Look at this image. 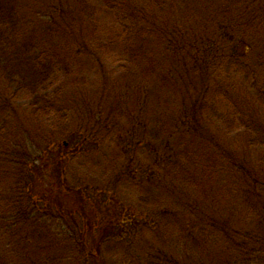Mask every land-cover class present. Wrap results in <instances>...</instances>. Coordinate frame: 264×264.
<instances>
[{
  "label": "trees",
  "instance_id": "1",
  "mask_svg": "<svg viewBox=\"0 0 264 264\" xmlns=\"http://www.w3.org/2000/svg\"><path fill=\"white\" fill-rule=\"evenodd\" d=\"M19 1L0 0V38L5 35L3 32L7 31L2 27L6 23L10 27L11 31L9 32L16 33L19 41L23 42V44L18 42V47H25L26 60L29 61V68H31L30 77L33 80L31 85H24L22 81L21 84L16 79L18 84L11 79L12 77H9L13 84L12 94L14 99L16 97L19 100L24 99L27 101L28 109L25 111L27 118L23 129L28 131V138H32L25 144L21 152L10 156L7 162L11 165H8L6 160H2L6 163V170L0 171V195L2 192L3 194L8 192L9 185L12 182L17 185L16 187L11 185L12 202L18 206L15 207L16 210L12 215L13 217H11L13 218L12 223L17 224L20 222V218H30L37 211L47 212L46 206L51 207L52 194L45 196L50 206L45 203V200L39 194V198L37 197L39 202L38 200L35 201L37 179L35 180L32 175V172H35V165L37 162L43 161L45 153L49 154L53 151V155L59 157V153L55 152L68 150L65 160L72 159L77 153H83L81 159L84 161L91 154L90 151H95L94 147L99 148L102 140L108 138V140H113V144L121 150L125 164L123 170L119 169L117 173L112 175L108 185L103 189L111 191V193H108L109 197H118L121 194L124 201L133 202L140 209L148 208L150 212L142 214L129 209L126 205H119L122 209L118 214L120 216L119 230H116L114 239H109L112 236L107 234L103 239L105 241L121 240L124 246L131 242L138 248L139 241L149 240L150 245L148 247L154 245L158 249L152 254H145L142 261H137L132 257L134 254H131L132 256L128 258L129 264H187L186 262L181 263L175 256H168L166 250L164 251V249L157 246L163 243L168 245L170 242H176L179 246H183V250L188 253L203 247H209L210 249L218 247L219 250L221 242L220 240L217 242L218 237L215 231L211 233L206 229L202 230L195 227V225L198 226L196 219L203 223L212 220L210 214L204 213L201 209L202 206L198 208L197 202L192 201L187 196V192L191 190L205 192L213 189L218 177L215 168L218 159L225 162V165L231 168L234 174L239 177V182L243 183L242 188L248 197L251 195L264 197V175H258L256 169L242 168L234 164V159L228 163L230 155L226 153L228 151L227 146H225L226 143L222 144L220 140L216 142L214 138L210 137V132L218 133L225 138L238 135L244 139L247 148L261 149L262 156H260V160L264 163V125L256 118V114L255 116L249 115L250 111L243 106L244 102L254 104L258 106L259 110H262H260L261 115H264V72L256 70L248 59L243 58L248 55L244 50L246 43L244 39L240 40L238 37L236 39L240 41H236L231 34L226 32L233 29L232 26L228 25L223 28L224 34L220 36V41H222L223 35L229 36L227 40H230L227 43L217 42L216 39L219 37L216 36L212 51L208 48L203 49L207 43L206 39L204 41L196 40L201 35L199 37L194 36V42L182 44V41L175 37L180 33L176 31V27H174V30L162 28L161 22H163V19H159L160 15L157 13L150 14V11L143 12L142 9H139L136 5L134 6L131 0L128 5H124L122 0H72L74 2L73 7L76 6V10L67 6V4L72 6L71 0H63L54 10L56 16L55 14L50 15L49 29L43 27L41 40L34 39L36 33H33V37L26 39L23 33L19 34V25L22 21L20 18L25 17V5L16 6ZM153 3L154 7L159 6V0H153ZM62 4H65L66 10L64 8L60 9ZM19 11L20 14L18 15ZM219 11L217 12L218 15L215 16L216 19L223 16L230 23L234 21L236 29H238V24L244 25L243 23L252 22L247 21L249 18L253 22L262 21V18H264V0H243L242 7L238 10L226 5L220 7ZM36 14L37 12L34 15L36 16ZM39 16L43 15L39 14ZM36 17L38 19L42 18ZM56 17L57 20H55ZM43 20L44 16L39 21L42 22ZM107 21H110L111 25L105 31H101V23L106 25ZM57 22L64 23L66 26H68V23H70V26L73 23H79L77 28L70 27L72 32L82 28L83 25L81 24L83 22L84 26H87V31L84 33L91 34L90 37L102 51L118 44L120 57L117 58L115 64L119 65L122 78L136 75L147 80L156 78L155 72L160 65L158 64L159 61L148 56V54H153L150 43L156 40L158 35L161 39L170 38L168 44L172 53L177 57L175 60L179 62L180 79L182 78L181 81L187 84L188 95L186 94V96L189 98L195 97L190 102L183 101V104L187 107L181 108L178 115L179 119L176 125H179V127L183 125L185 132L176 152L168 156V154L159 153L153 146L150 147V150L145 148L146 137H148L147 132H145L147 126L139 121V115L132 112L131 107L122 108L119 114L122 116L121 120L131 121L128 129L123 128L119 132L118 138L122 144L119 143L120 141L114 140L113 133L110 130L107 133L104 131L103 125L106 128L110 127L107 120L111 121L112 118L104 115L103 121L99 125H95L92 121L91 109L87 110L86 115L78 116L77 119L79 120L74 121L79 125L81 124L80 128H75L72 125L74 133H61L64 138L61 143L54 141L55 136L35 135L33 131L30 132L29 129L33 126L31 121L36 122L35 128L39 130L49 126L54 128V123H61V120L63 122L67 117L64 105L67 106L69 101L65 98L62 99L59 85L64 73L68 70V66L71 65L72 57L70 55L72 51L75 52L73 44L67 37L68 35L74 37V33L52 31L50 26H56ZM222 22L225 23V21ZM98 32L105 37L102 36L98 39ZM180 36L182 34L178 37ZM75 37L77 36L75 35ZM75 37L77 49L84 48V54L92 55L94 57L93 64H99L98 68L101 69L99 71H102L100 74L107 77L104 64L96 57L97 54H95L93 46L87 48L85 45L86 40L80 43ZM187 40H189L188 37ZM55 42H59V44H55ZM208 42L211 43L210 38ZM210 53L221 55V58L210 57ZM158 79L164 81V77H158ZM115 82L120 86L118 81L115 80ZM106 85L109 87V82ZM22 92L23 94L20 95ZM118 96V100L126 103L131 101L130 98L136 97L129 92V86L124 93L121 92ZM77 106L78 103L74 104L71 110H77ZM116 109L113 106V111ZM8 113H0L3 125V127L0 126V142H5L8 139L4 124V118ZM84 124L86 126L82 127ZM96 126H98L99 131ZM26 127L28 128L26 129ZM187 136H194L193 140L188 141ZM67 145L72 148L71 153L70 148H66ZM232 156L234 158L233 151ZM55 160H58V158H55ZM54 166L57 169L59 168V171L64 168L61 163L59 167L57 162L54 163ZM137 172L140 177H135ZM162 178L168 180V184L165 188L163 187L164 190L159 191V194H153L156 193L154 191L150 192V189L153 190L157 183H162L160 182ZM172 179L175 183L171 182ZM19 183L22 184V189L19 188ZM84 194L87 195L88 191L85 190ZM1 199L0 204L2 206ZM71 213L75 215V212ZM38 215L39 218H43L41 214ZM56 216L64 226L69 224L61 213ZM33 220L37 221L36 218ZM73 220L75 222V219ZM212 223L219 224L217 222ZM228 224L229 222L219 224V226H223L219 230L222 235L220 239L226 237L227 240H230V245L237 247L239 252L248 250L250 252L249 256L254 255L253 253L257 251L255 247L262 241V236L256 237L258 241L254 243V248H250L251 243L249 241L251 239L237 230H230ZM80 225L66 229L69 232L64 235L65 238L75 244L76 248H79H77V253L71 255L72 257L63 260L65 264H90L87 253L82 250L83 246L79 244L83 237L82 230H79ZM129 227L130 229H128ZM198 227L201 228L202 226ZM107 229L110 228L107 227ZM111 231L114 232L113 229ZM119 231H126L130 237L126 239L124 234ZM137 237H139V241ZM238 237L242 238L234 243L232 238L236 239ZM27 240L31 245L33 244L34 248L45 251L50 245L51 235L34 228L28 233ZM244 240L246 241L244 242ZM192 246L195 249H191ZM221 247L226 253L228 249L223 245ZM126 254L128 255V253ZM6 258L0 246V264H9ZM121 262L122 264H128L124 261ZM50 264H58V261ZM213 264H218V262H213Z\"/></svg>",
  "mask_w": 264,
  "mask_h": 264
},
{
  "label": "rangeland",
  "instance_id": "2",
  "mask_svg": "<svg viewBox=\"0 0 264 264\" xmlns=\"http://www.w3.org/2000/svg\"><path fill=\"white\" fill-rule=\"evenodd\" d=\"M61 1L63 0H20L16 6L20 4L25 5V17L20 18L22 21L19 25V34L23 33L24 37L28 39L33 37V33H36L34 39L41 40L43 27L49 29L51 23L50 15L55 14L56 16L54 10ZM131 1L134 6L136 5L145 13L150 11V14L157 13L160 15L159 19H163V22H161L162 28L174 30V27H176V31L180 33L175 37L181 40L182 44L194 42V36L199 37L201 35L196 40L204 41L206 39L207 43L203 49L208 48L212 51L216 36L219 37L216 39L217 42L227 43L230 40H227L229 36L223 35L222 41H220V36L224 34V27L228 25L232 26L233 29H229L226 32L231 34L234 39L239 37L240 40L243 38L246 42L244 50L248 55L243 58L248 59L249 63L256 70L264 72V18H262L261 22H253L249 18L247 21L252 22L243 23L244 25L237 23L238 29H236L234 21L230 23L223 16L218 17V19L215 17L218 15L217 12H220L219 10L222 6L228 5L237 10L240 9L243 0H159L158 7H154L153 0ZM122 3L128 5L130 0H122ZM73 5L74 2H72V6L67 4V6L76 10V6L73 7ZM62 8L64 10L67 9L65 4L61 5L60 9ZM120 11L122 10L120 9ZM36 12V16L42 18L38 19L34 15ZM39 14L44 16L42 22L39 20H42L43 16H39ZM57 19L56 17L55 20ZM221 20L225 21V23L223 24ZM57 24L54 27L50 26L52 31L74 33V37L76 35L77 37L75 38L80 43L86 40L85 45L87 48L93 46V50L97 54L96 57L104 64L105 74L109 79L105 75L100 74L102 71H99L101 70L98 68L99 64H93L94 57L84 54V48L81 50L77 49L78 46L75 44L74 37L68 35L67 37L73 44L75 52L72 51L70 55L72 57L71 65L68 66V70L64 73L59 85L62 99L65 98L69 101L67 106L64 105L67 117L63 122L61 120V123H54V128L49 126L39 130L35 128L36 122L31 121L33 126L29 129L30 132L33 131L35 135L55 136L56 139L54 141L61 143L64 139L61 133H74L72 125L75 128L81 127V124L79 125L74 121L78 116L86 115L87 110L91 109L92 121L95 125H99L103 121L104 115L112 118L111 121L107 120L110 127L106 128L103 125L104 131L107 133L110 130L113 133L114 140H118L121 143V140L118 138L119 132L123 128L125 130L128 129L131 121H127L126 119L121 120L122 116L119 115L120 110L125 107H131V111L139 115V121L145 123L144 125L147 126L146 130L144 129L148 136L146 137L147 143L145 148L150 150V147L153 146L159 153L168 154V156L176 152L185 132L183 125L181 127L176 125L179 119L178 115L181 112V108L187 107V105L183 104V101L190 102L195 97L189 98L186 96L187 84L181 81L182 78L180 79L181 73L178 72L179 62L175 60L177 57L172 53L168 44L170 38L165 40L161 39L158 35V38L150 43L153 54H148V56L159 61L158 64L160 65L155 72L156 78L147 80L142 79L139 75L122 78L119 65L115 64L117 58L120 57L118 44L111 46L106 51H102L90 37L91 34L84 33L87 31V26H84L83 22L81 24L83 27L76 29V31L74 30V32H72L70 27L77 28L79 26L77 22L71 26L70 23H68V26L64 23L60 24V22H57ZM110 25V21H107L106 25L101 23V31H105ZM2 27L7 29V31L3 32L5 35L0 38V113L9 112L10 114L8 113L4 118L5 128L7 129L5 133L8 135V139L5 142H0V171L6 170V163L2 162V160H6L7 162L12 154L21 152L25 144L32 139L28 138V131L23 129L27 118L25 113L28 109L27 101L24 99L19 100L16 97V100L14 99V95L12 94L13 84L9 80V77H12L11 79L15 83H18V81L21 84L23 82L24 85H31L33 83L30 77L31 68H29V61L26 60L27 55L24 52L25 47H18V42L19 44H23V42L19 41L16 33L9 32L11 30L8 24L5 23ZM180 34L182 36L178 37ZM102 36L98 32L97 38H102ZM187 37L189 40L186 41ZM209 38L212 44L208 42ZM240 40L236 39V41ZM57 43L59 44V42H55V44ZM213 56L221 58V55L210 53V57ZM78 67L81 70H78ZM260 75L262 74L260 73ZM158 77H164V81L159 80ZM115 80L120 83V86ZM108 82L109 87L106 85ZM128 86L129 92L136 97L130 98L131 101L127 103L118 100V95L121 92L124 93ZM22 94L23 92L20 95ZM77 103V110L72 111L71 109L74 104ZM113 106L117 108L115 111H113ZM243 106L250 111L249 115L255 116L256 114V118L264 125V115H261L262 110L260 109V111L258 106L248 102H244ZM0 126L3 127L1 116ZM84 126L86 125H82V127ZM96 127L99 131L98 126ZM193 137L187 136L188 141L193 140ZM210 137L214 138L216 142L220 140V143H226L225 146L228 149L226 153L230 155L228 163L234 159V164L242 168L256 169L259 173L258 175H264V163L260 160V156H262L261 149L247 148L244 139L238 135L225 138L218 133L210 132ZM107 140L108 138L103 139L99 148L94 147L95 151H90L91 154L84 161L81 159L83 153H77L72 159L65 160L68 150H60L55 152L59 153V157L54 156V152L51 151L49 154L45 153L43 161L37 162L34 168L35 172H32L35 180L37 179L35 201L38 200L39 194L45 200V203L49 205L45 196L52 194L51 207L46 206L47 212L40 211L42 212L40 213L37 211L30 218H20V222L17 224L12 223L13 218L11 217L14 215L15 207L18 206L12 202L13 192L11 185L15 187L17 185L12 182L9 185L8 192H4V194L2 192L0 195V199L2 198V206L0 204V246L5 258H8L6 260L9 264H50L54 261H58V264H65L63 260L72 257L71 255L77 253V248H79H76L75 244L65 238L64 235L69 232L66 229L68 227L79 226L80 224L79 230H82L83 237L79 244L83 246L82 250L87 253V259L90 264H122L121 261L129 264L128 258L132 256L131 254H134L132 257L137 259V261H142V257L145 258V254H152L155 250H158L154 245L148 247L150 245L149 240L140 242L139 237H137L140 243L139 248L131 242H128L127 246H124L121 240L105 241L103 239L105 234L112 236L109 239H114L116 230H119L120 216L118 214L122 211L119 205H126L129 209L142 214L150 212L148 208L140 209L133 202L128 203L129 201H124L121 194L118 197H109L108 193H111V191L103 189L108 185L112 175L117 173L119 169L123 170L125 164L121 150L117 145L113 144V140L109 139L106 142ZM66 148H70V153L72 152V148L69 145ZM55 158H58V160H55ZM241 160L245 163L243 164ZM55 162H57L59 167L61 163L64 168L59 171V168L57 169L54 166ZM7 164L11 165L8 162ZM215 168L218 177L213 189L205 192L191 190L187 192V196L192 201L197 202L198 208L202 206L201 209L204 213L210 214L212 221L209 220L203 223L199 219H196L198 226L202 227L200 228L196 225L195 227L202 230L206 229L211 233L215 231L218 237L217 242L219 240L221 242L219 250L218 247L214 249L203 247L202 249L193 250L188 253L183 250V246H179L176 242H170L168 245L163 243L157 246L160 249H164V251L166 250L168 256L178 258L181 263L264 264V197L256 195L255 197L253 195L248 197L242 188L243 183L239 182V177L234 174L231 168L225 165V162L217 159ZM62 172L64 173L61 174ZM135 177H140L138 172ZM165 179L167 178H162L160 181L162 183H157L153 190L150 189V192L154 191L156 193L153 194H159V191L164 190L166 184H168V180ZM173 181L172 179L171 182L175 183ZM21 183H19V188L22 189ZM85 190L88 191L87 195L84 194ZM39 204L42 206L41 203ZM71 212H75V215ZM59 213L63 215L69 223L68 225L64 226L57 219L56 215ZM38 214H41L43 218H39ZM35 218L37 221L33 220ZM73 219H75V222ZM61 221L63 222V220ZM212 222L219 224L229 222L230 230H237L251 239L249 241L251 243L250 248H254V243L258 241L256 237L260 235L263 239L255 247L257 251L253 253L254 255L249 256L250 252L248 250L239 252L237 247L230 245L231 242L226 237L220 239L222 235L219 230L223 226L213 224ZM107 227L110 229H107ZM34 228L51 235L50 245L47 247V250L40 251V249L34 248L33 244L31 245L27 240L28 233ZM111 229L114 230L113 233ZM119 232H122L126 239L130 237L126 231ZM241 238H232V240L234 243H237ZM112 244L114 245L112 246ZM221 245L228 249L226 253ZM191 249L195 248L192 246Z\"/></svg>",
  "mask_w": 264,
  "mask_h": 264
}]
</instances>
